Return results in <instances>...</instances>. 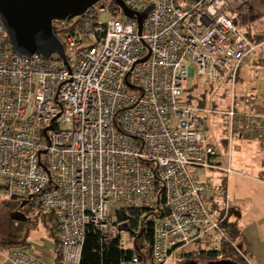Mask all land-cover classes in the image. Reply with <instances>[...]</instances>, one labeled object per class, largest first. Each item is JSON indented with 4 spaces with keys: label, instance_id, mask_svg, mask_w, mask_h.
<instances>
[{
    "label": "built area",
    "instance_id": "built-area-1",
    "mask_svg": "<svg viewBox=\"0 0 264 264\" xmlns=\"http://www.w3.org/2000/svg\"><path fill=\"white\" fill-rule=\"evenodd\" d=\"M123 1L134 18L101 0L74 19L61 41L65 61L21 57L0 19V204L28 202L53 214L63 264H80L89 226L117 238V213L137 206L157 214L151 257L127 264H181V252L196 242L219 250L225 180L234 170L216 162L207 121L223 120L230 150L242 141L264 150V110L185 98L191 81L203 78L234 86L260 46L240 23V14L251 17V0ZM151 7L140 32L137 15ZM55 23L64 30L70 22ZM0 260L50 264L1 244Z\"/></svg>",
    "mask_w": 264,
    "mask_h": 264
},
{
    "label": "crops",
    "instance_id": "crops-1",
    "mask_svg": "<svg viewBox=\"0 0 264 264\" xmlns=\"http://www.w3.org/2000/svg\"><path fill=\"white\" fill-rule=\"evenodd\" d=\"M250 8L251 16L256 17L252 22L264 18V0H251ZM250 22L246 23L244 29L247 28L248 30V23ZM247 33L250 34L251 32ZM260 36H264V34L256 35V37ZM257 110H264V108H258ZM218 141L222 143V149L226 153V165L220 162V152L216 162L222 167L231 166L234 170L232 174L226 177L225 181L227 182L228 202L227 222L234 224L239 231L236 248L248 264H264V182L262 181V179L264 180V150L256 141H242L239 145L233 146L231 150L224 139L221 138V135ZM212 144L217 147L215 143L212 142ZM201 175L203 174L201 173ZM213 176L216 181L224 180L225 177L221 173H215ZM222 201L219 200L220 203ZM7 207L12 209L10 205H7ZM37 221L45 225V221L42 219H37ZM17 223V227H21V222L15 224ZM30 232L31 228L29 226L26 235L21 237H0V244L27 248L50 264H56L55 261L58 257L57 240L50 236L48 231L49 241H43L45 247L42 248L39 245L34 247L32 246ZM0 264L11 263L0 260Z\"/></svg>",
    "mask_w": 264,
    "mask_h": 264
},
{
    "label": "trees",
    "instance_id": "trees-1",
    "mask_svg": "<svg viewBox=\"0 0 264 264\" xmlns=\"http://www.w3.org/2000/svg\"><path fill=\"white\" fill-rule=\"evenodd\" d=\"M239 17L241 19L240 23L243 25H246L248 21L252 22L256 19L255 16H251L248 20L241 14ZM78 22L79 20H74L70 23H67V28L64 30H61L58 23H54V32L60 41H63V38L74 29L72 27L73 24L78 25L75 24ZM250 34L247 33L254 43L261 44L264 42V36L252 38ZM191 86L187 90L185 98L190 104H194L191 95H188V92L191 91ZM214 87L215 86L212 85L209 88V91L213 90ZM197 105H208L206 93L203 94V97L198 100ZM215 107L216 104H214V108ZM159 188L162 189V187ZM163 202L164 201L162 200V203ZM126 212L128 220L124 224L123 230L117 238L105 239L100 230L92 226L88 227L86 239L82 249L80 264H127L128 262L132 261L134 257H141V259H149L151 257L154 239V224L157 218L156 212L138 206L130 207ZM35 216L36 217L34 219L28 218L27 224H30V228L32 230L35 224L38 223L37 219H42L45 221V226L49 231V235L57 240L58 257L55 262L56 264H63L58 237L59 224L56 218L51 213H37ZM223 229L226 233V238L223 240L222 246L219 250L209 249L204 245V243L196 242L187 248L196 246L199 248V250L196 252L195 250L188 251L184 249L181 252V264L188 260H195L198 258L207 261V263L230 260L237 264H248L247 260L238 252L236 248V242L239 237V231L237 230L236 226L232 223L225 222L223 224ZM124 233L128 234L129 238L127 239V243H132V248H128L127 243L124 245L121 244V240L125 239ZM130 239L132 241H130ZM138 241L141 242V246L138 244Z\"/></svg>",
    "mask_w": 264,
    "mask_h": 264
},
{
    "label": "rangeland",
    "instance_id": "rangeland-1",
    "mask_svg": "<svg viewBox=\"0 0 264 264\" xmlns=\"http://www.w3.org/2000/svg\"><path fill=\"white\" fill-rule=\"evenodd\" d=\"M247 32H251L250 35L252 38L256 37V35H259L260 33L264 34V18L248 23V30L245 28V33ZM54 57H57V55H54ZM191 84L193 85V81H191ZM212 85L215 87L213 90L209 91V88ZM191 87V91L188 92V95H191L194 104H197L198 100L206 93L207 104L213 108L214 104H216L215 108L227 110L232 106L233 99H235V107L237 110L246 109L248 111H254L258 108H264V42L261 43L258 50L251 55L247 65L240 70L234 86L231 82H210L206 78H203L199 80L198 85ZM244 98L251 99L252 105L245 108L243 105ZM223 125V120L219 117H213L207 121V129L209 130L211 141L217 145V148L221 153L220 162H222L223 165H226V153L222 149V143L218 141L220 135L221 138L225 137ZM200 171L203 175H206L207 173L205 169H201ZM6 201H3L2 203L12 205V210H15L16 212H18L17 209H19L23 204L19 201ZM8 204L5 206L0 204V237H21L26 235L30 224H27V222H21V227H17L18 225L15 224L16 221L11 220V218L7 215L10 209V207H7ZM20 210H24L32 219L36 217L35 215L37 212L31 203L21 207ZM124 236L126 240L129 238L127 233H124ZM30 238L33 242L32 246L36 247V245H39L42 248L45 247L43 241L48 242L49 237L48 230L44 223L38 222V224L34 226L30 232ZM138 244L141 246L140 241H138ZM127 247L132 248L133 244L127 243ZM186 250H195L197 252L199 248L192 246L190 248H186ZM194 261L199 264L207 263V261L199 258Z\"/></svg>",
    "mask_w": 264,
    "mask_h": 264
},
{
    "label": "water",
    "instance_id": "water-1",
    "mask_svg": "<svg viewBox=\"0 0 264 264\" xmlns=\"http://www.w3.org/2000/svg\"><path fill=\"white\" fill-rule=\"evenodd\" d=\"M101 0H0V19L7 31L9 42L15 53L21 57H31L34 54L48 60L57 55L63 61L66 60L63 43L54 32L55 22H71L75 18L83 16L90 8ZM123 8L125 16L134 18L135 14L125 5L123 0H112ZM149 8L143 14H138L140 32L142 21ZM48 128L44 131L46 135ZM23 202L21 207L27 205ZM16 222H27V216L22 212H16L11 216ZM128 220L125 211L117 213V221L121 224V230ZM182 264H199L194 260H188ZM207 264H237L230 260L209 262Z\"/></svg>",
    "mask_w": 264,
    "mask_h": 264
},
{
    "label": "flooded vegetation",
    "instance_id": "flooded-vegetation-1",
    "mask_svg": "<svg viewBox=\"0 0 264 264\" xmlns=\"http://www.w3.org/2000/svg\"><path fill=\"white\" fill-rule=\"evenodd\" d=\"M20 209H21V207H20L19 209H17L18 212L20 211V212H22V213H25L26 216H27V218H30L29 214H27L24 210H20ZM14 213H16V211H15V210H12V209L10 208V210H9L8 213H7V215L9 216V218H11V216H12Z\"/></svg>",
    "mask_w": 264,
    "mask_h": 264
}]
</instances>
